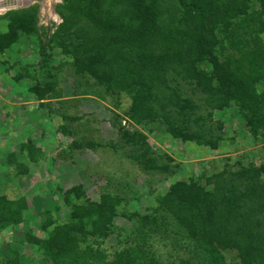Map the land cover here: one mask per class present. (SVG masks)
Here are the masks:
<instances>
[{
    "label": "rangeland",
    "instance_id": "374dc122",
    "mask_svg": "<svg viewBox=\"0 0 264 264\" xmlns=\"http://www.w3.org/2000/svg\"><path fill=\"white\" fill-rule=\"evenodd\" d=\"M62 1L1 4L0 0V34L10 30L14 17L10 11L30 10L38 26L31 33L20 31L15 43L0 48V196L23 206L19 222L0 228V264L11 259L19 264H52L35 239L49 237L50 231L64 223L79 225L76 236L81 247L98 251L97 263L112 260L118 251L136 246L137 223L129 215L154 210L159 214V199L175 182L194 180L212 189L214 183L208 178L225 168L264 164V139L252 133L238 102L216 110L207 122L220 136L215 148L174 137L159 120L129 122L132 95L110 92L89 75L79 74L73 55L59 45L56 30L63 18L57 5ZM248 12L264 22L260 0H251ZM218 29L223 40L215 50L219 58L226 60L232 54L240 58ZM250 49L259 51L258 59L264 61V32H255L243 46V52ZM203 66L212 68L208 62ZM257 86L259 92L264 91V81ZM192 96L199 106L196 113L207 115L211 108L206 95ZM123 126L142 132L147 156L168 170L145 167L142 147L126 140ZM102 194L116 196L120 202L110 229L100 235L95 232V216H76L74 211L85 212L80 208ZM166 224L152 230L150 241L143 245L146 259L136 258L135 264L209 262L173 216ZM220 251L224 264H242L236 248Z\"/></svg>",
    "mask_w": 264,
    "mask_h": 264
},
{
    "label": "trees",
    "instance_id": "16d2710c",
    "mask_svg": "<svg viewBox=\"0 0 264 264\" xmlns=\"http://www.w3.org/2000/svg\"><path fill=\"white\" fill-rule=\"evenodd\" d=\"M260 1L264 8V0ZM250 2L63 0L57 5L63 22L56 35L62 49L73 55L79 74L89 75L110 92L132 95L129 122L159 120L174 137L215 148L220 136L207 122L216 110H224L232 102H238L248 117L252 133L264 139V91L257 88L264 81V61L258 59L257 50L243 52L255 32H264L262 17L248 12ZM10 15L14 16L10 30L0 34L1 50L16 42L20 31L38 30L30 10L10 11ZM217 29L240 58L235 54L226 60L219 58L215 50L223 40ZM204 62L212 68H205ZM199 92L206 95L211 108L207 115L196 113L199 106L192 95ZM123 129L128 142L142 147L145 167L168 170L155 157L147 156L148 143L142 132ZM263 171L264 164L225 168L208 178L214 183L212 189L194 180L175 182L159 199V214L154 210L129 215L137 223L136 246L118 251L112 260L97 263L99 252L81 247L77 224L64 223L50 231L49 237L34 239L42 243L52 264H135L136 258L146 259L143 245L150 241L152 230L167 225L173 216L185 236L203 251L207 264H224L220 249L225 248H236L242 264H264ZM119 202L116 196L102 194L99 200L79 207L85 212L76 210L74 215L96 217L95 232L106 234ZM22 208L20 201L0 196V228L19 222ZM8 264L19 263L11 259Z\"/></svg>",
    "mask_w": 264,
    "mask_h": 264
},
{
    "label": "flooded vegetation",
    "instance_id": "af4514ba",
    "mask_svg": "<svg viewBox=\"0 0 264 264\" xmlns=\"http://www.w3.org/2000/svg\"><path fill=\"white\" fill-rule=\"evenodd\" d=\"M18 0H2V3L1 4H4V3H11V2H13V3H15V2H17Z\"/></svg>",
    "mask_w": 264,
    "mask_h": 264
},
{
    "label": "water",
    "instance_id": "95a60500",
    "mask_svg": "<svg viewBox=\"0 0 264 264\" xmlns=\"http://www.w3.org/2000/svg\"><path fill=\"white\" fill-rule=\"evenodd\" d=\"M15 3H16V2H15ZM15 3H14V4H15ZM13 6H14V5H13ZM6 7H10V5H7Z\"/></svg>",
    "mask_w": 264,
    "mask_h": 264
}]
</instances>
